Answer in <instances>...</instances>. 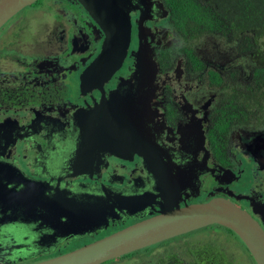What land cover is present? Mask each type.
<instances>
[{"label": "flooded vegetation", "instance_id": "flooded-vegetation-1", "mask_svg": "<svg viewBox=\"0 0 264 264\" xmlns=\"http://www.w3.org/2000/svg\"><path fill=\"white\" fill-rule=\"evenodd\" d=\"M125 3L131 4L129 50L100 83H88V72L107 34L80 0H36L0 28V179L84 200L86 209L93 205L94 221L83 234L54 237L33 222L0 224V264L47 259L83 239L81 247L158 214L167 203L225 198L264 228V96L252 85L259 60L220 33L181 30L165 0ZM29 10L52 16L26 38L17 27ZM141 47L156 62L145 71L136 59ZM135 76L141 79L130 87ZM120 84V128L106 138L103 128L78 126L83 114L100 117ZM86 133L90 145L104 151H92L96 161L80 173L76 164L88 161L79 157ZM102 212L107 221L101 225ZM34 228L45 235L43 243L33 239ZM21 248L30 250L13 263ZM131 261L257 264L239 235L217 223L101 264Z\"/></svg>", "mask_w": 264, "mask_h": 264}, {"label": "water", "instance_id": "water-1", "mask_svg": "<svg viewBox=\"0 0 264 264\" xmlns=\"http://www.w3.org/2000/svg\"><path fill=\"white\" fill-rule=\"evenodd\" d=\"M35 1L0 0V28L20 10ZM125 1L127 0H80L107 34L102 51L89 66L88 77L91 78L88 83L94 78L99 80V83L100 79L107 81L123 65L132 34L131 4L127 6ZM140 2L147 5L148 0H140ZM136 59L143 64V71L147 70L149 65L156 66L153 56L142 47ZM138 67L141 68L139 64ZM143 78H149L148 73L145 72ZM136 79L139 80L141 77L135 76L127 84L134 87ZM121 90L122 85L120 84L118 89L111 93V99L103 106L104 113L100 117L92 120L89 113L83 114L77 119L78 126L86 130L92 125L103 128L105 137L115 132L116 128H120L119 114L116 117V112H121L120 106H117L121 102ZM88 137L89 134L86 133L80 145L82 149L80 160H88L87 164L81 162L76 164L80 173H84L80 170L82 167L91 166L96 161L94 154H91L92 151L97 155L98 152L104 151L102 148L92 147ZM85 169L87 168L83 170ZM0 193V224L2 225L33 222L37 223L33 224L37 227H45L47 233L54 237L79 235L83 230H88L94 222L89 216V209L93 205H88L86 209L84 200H78L75 196L73 198L66 195L63 198L58 195L50 196L46 193V187L38 183L2 178L0 179ZM100 221L101 225L107 221L106 213L102 212ZM213 223L222 224L234 230L246 244L256 263L264 264V228L250 213L225 198H213L207 202L188 204L183 207L178 203H167L156 215L71 251L30 264H101L112 258ZM34 229L36 231L33 236L39 233L41 235L33 239L43 243L45 235L40 229ZM21 250L25 252L30 249L21 248L16 260H11L13 263L21 258L18 256Z\"/></svg>", "mask_w": 264, "mask_h": 264}, {"label": "trees", "instance_id": "trees-1", "mask_svg": "<svg viewBox=\"0 0 264 264\" xmlns=\"http://www.w3.org/2000/svg\"><path fill=\"white\" fill-rule=\"evenodd\" d=\"M165 1L174 8L181 30L187 25V32L199 35L220 33L239 41L244 51L252 52L259 60L253 76V92L264 96V0Z\"/></svg>", "mask_w": 264, "mask_h": 264}, {"label": "rangeland", "instance_id": "rangeland-1", "mask_svg": "<svg viewBox=\"0 0 264 264\" xmlns=\"http://www.w3.org/2000/svg\"><path fill=\"white\" fill-rule=\"evenodd\" d=\"M41 10L39 13H34L32 10H29V11H25L24 13H21L22 15V18L20 20V24L18 25L17 29L20 30V29H25L23 32H27L25 34V37L28 38V37H31L32 36V33H37L40 31L41 27H42V23L44 21H48L50 19V17L52 16L51 14H44L42 13ZM220 51L222 53H226V50L224 49V46L223 48L220 49ZM252 61L254 63L257 62L256 59H253L252 58ZM73 88L74 86H70V90L73 91ZM41 234H35L33 237L34 238H38V236H40ZM221 236V234H219ZM191 238H195V235H192ZM78 240V239H77ZM83 239H80L77 243H75L74 241L71 242V244H69L68 246H64L62 247L63 249L61 250H58L59 252L61 253H65L67 251H71L73 250V248L75 247H80V245H82V242ZM11 243L15 244L16 243V240H12ZM131 259V258H130ZM126 264H139V262L137 261H131L129 263H126Z\"/></svg>", "mask_w": 264, "mask_h": 264}]
</instances>
